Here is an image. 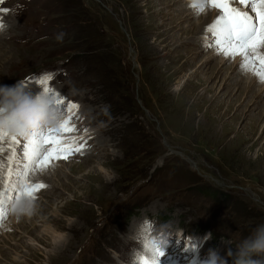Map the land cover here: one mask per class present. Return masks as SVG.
I'll use <instances>...</instances> for the list:
<instances>
[{"label": "rangeland", "instance_id": "obj_1", "mask_svg": "<svg viewBox=\"0 0 264 264\" xmlns=\"http://www.w3.org/2000/svg\"><path fill=\"white\" fill-rule=\"evenodd\" d=\"M190 4L0 0V85L42 89L52 74L48 86L79 106L63 112L75 128L65 143L85 145L30 174L46 187L30 214L8 206L0 264H133L160 235L159 264H200L210 250L232 264L226 253L264 223V83L205 47L218 11L196 34L205 12ZM17 139L0 142L5 175L13 147V171L22 162Z\"/></svg>", "mask_w": 264, "mask_h": 264}, {"label": "snow or ice", "instance_id": "obj_2", "mask_svg": "<svg viewBox=\"0 0 264 264\" xmlns=\"http://www.w3.org/2000/svg\"><path fill=\"white\" fill-rule=\"evenodd\" d=\"M190 7L196 15L205 12L207 8L218 11L213 23L205 30L212 37L211 43H205V47L215 48L216 54L224 55L226 59L239 56L241 72H251L258 82L264 83V53L260 52V49L264 48V0H199L198 7L193 4H190ZM242 8L248 10H241ZM52 78V74H45L39 77L36 83L43 85L44 94L52 95L62 112L72 113L79 106L72 102L65 105L62 94L48 86ZM70 121L69 116L63 119L57 128H41L26 137L20 153L22 162L17 163L15 171L11 167L13 161L17 160L15 147L8 156L7 175L4 174V165L0 161V221L4 219L11 203L21 198L31 201L35 199V192L46 187L43 183L29 180L33 170L44 171L51 161L66 160L73 152H80L84 148L83 144L75 145V138H71V143H65L68 138L64 133L75 130ZM6 137L10 138L11 145L21 143L17 135H9L0 130V142ZM3 151V147H0V153ZM12 176L16 179L10 183ZM143 247L144 254H137L133 264H159V257L164 253L157 247L156 242L148 241Z\"/></svg>", "mask_w": 264, "mask_h": 264}, {"label": "clouds", "instance_id": "obj_3", "mask_svg": "<svg viewBox=\"0 0 264 264\" xmlns=\"http://www.w3.org/2000/svg\"><path fill=\"white\" fill-rule=\"evenodd\" d=\"M191 4L199 6V0H190ZM7 29V25L0 20V34ZM64 34L56 37L62 41ZM64 113L55 103L51 94H44L42 89L19 80L14 85H0V130L9 135L28 137L41 128H57L63 120ZM33 204L26 198L13 203L10 211L14 215L30 214ZM211 238L209 233L204 240ZM168 237L160 235L156 245L163 250ZM232 245L231 242H227ZM189 247H192L190 244ZM226 255L231 258L232 264H264V223L257 225L253 231L239 241ZM200 264H227L217 251L210 250L207 258Z\"/></svg>", "mask_w": 264, "mask_h": 264}, {"label": "bare ground", "instance_id": "obj_4", "mask_svg": "<svg viewBox=\"0 0 264 264\" xmlns=\"http://www.w3.org/2000/svg\"><path fill=\"white\" fill-rule=\"evenodd\" d=\"M243 10H246V9H243ZM216 16L217 15H215V17L214 18H216ZM186 20V18L184 17V16H182V15H180V19L179 20ZM211 21V19L209 18V13L206 11L202 16H201V20L199 21V23H198V25H197V29H196V34H198V33H202L203 32V30H204V27L207 25V24H209V22ZM210 39H212V37L211 36H208V38H207V40H210ZM204 41H207L206 39H203ZM202 40V41H203ZM209 62H211V59L210 58H208V59H206V60H204L203 62H201V64L198 66V68H201V69H203V67L207 64V63H209ZM219 69H221V70H223V68L222 67H219ZM218 69V70H219ZM193 73L194 72H192L191 74V76L190 77H193ZM185 84H187V80H186V78H185V80H184V82H183V85H185ZM208 98V97H207ZM204 99V98H203ZM207 101H209L210 103H214L213 102V100L212 99H209V100H206V102ZM215 104V107L216 108H218V104L217 103H214ZM214 107V106H213ZM213 110V109H212ZM211 110V111H212ZM215 111V110H214ZM221 115V114H220ZM219 115V116H220ZM8 139V138H7ZM15 169V168H14ZM36 170V171H35ZM34 171H33V173H32V176H34V175H36L37 173H40V172H42V171H40L39 169H35ZM44 173V172H43ZM34 178H36V177H34ZM32 180H34V179H32ZM60 237L58 236V239L56 240V243H61L60 242Z\"/></svg>", "mask_w": 264, "mask_h": 264}]
</instances>
